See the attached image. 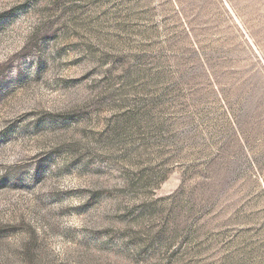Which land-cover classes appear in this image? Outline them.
I'll return each mask as SVG.
<instances>
[{"label": "rangeland", "instance_id": "obj_1", "mask_svg": "<svg viewBox=\"0 0 264 264\" xmlns=\"http://www.w3.org/2000/svg\"><path fill=\"white\" fill-rule=\"evenodd\" d=\"M0 264H264V0H0Z\"/></svg>", "mask_w": 264, "mask_h": 264}, {"label": "snow or ice", "instance_id": "obj_2", "mask_svg": "<svg viewBox=\"0 0 264 264\" xmlns=\"http://www.w3.org/2000/svg\"><path fill=\"white\" fill-rule=\"evenodd\" d=\"M41 190H42L41 187H37V193H38L37 199L38 200H41V201H43L45 199H48V197L39 195V193L41 192ZM71 223L75 224L76 226H79V221L73 220V221H71Z\"/></svg>", "mask_w": 264, "mask_h": 264}]
</instances>
